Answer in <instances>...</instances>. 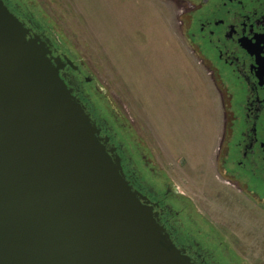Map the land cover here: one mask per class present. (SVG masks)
Wrapping results in <instances>:
<instances>
[{
	"label": "water",
	"instance_id": "obj_1",
	"mask_svg": "<svg viewBox=\"0 0 264 264\" xmlns=\"http://www.w3.org/2000/svg\"><path fill=\"white\" fill-rule=\"evenodd\" d=\"M51 48L0 0V264H193Z\"/></svg>",
	"mask_w": 264,
	"mask_h": 264
},
{
	"label": "rangeland",
	"instance_id": "obj_2",
	"mask_svg": "<svg viewBox=\"0 0 264 264\" xmlns=\"http://www.w3.org/2000/svg\"><path fill=\"white\" fill-rule=\"evenodd\" d=\"M18 1L94 77L156 173L200 210L205 201L214 207L216 191L229 198L216 156L225 127L220 81L201 52L188 48L183 7L164 0ZM231 211L258 223L234 228L237 255L264 264V220L254 221L250 207Z\"/></svg>",
	"mask_w": 264,
	"mask_h": 264
},
{
	"label": "flooded vegetation",
	"instance_id": "obj_3",
	"mask_svg": "<svg viewBox=\"0 0 264 264\" xmlns=\"http://www.w3.org/2000/svg\"><path fill=\"white\" fill-rule=\"evenodd\" d=\"M2 1L33 33L51 41L52 56L71 60L73 67L65 66L62 73L73 95L115 149L126 180L149 201L173 244L193 264H247L234 250L232 235H237L234 228L252 229L258 223L242 220L231 209L250 207L254 221L264 220V0H164L184 8L187 46L192 53L201 52L206 68L220 81L225 127L216 156L220 178L226 181L218 184L230 196L216 191L214 207L205 201L201 210L154 171L94 77L89 78L50 29L18 0ZM226 224L233 225L234 234Z\"/></svg>",
	"mask_w": 264,
	"mask_h": 264
},
{
	"label": "trees",
	"instance_id": "obj_4",
	"mask_svg": "<svg viewBox=\"0 0 264 264\" xmlns=\"http://www.w3.org/2000/svg\"><path fill=\"white\" fill-rule=\"evenodd\" d=\"M25 7V6H24ZM27 10H29V8L28 7H25ZM30 11V10H29Z\"/></svg>",
	"mask_w": 264,
	"mask_h": 264
}]
</instances>
